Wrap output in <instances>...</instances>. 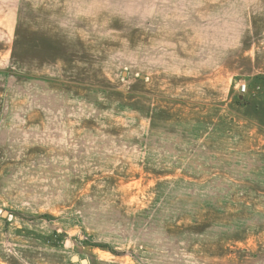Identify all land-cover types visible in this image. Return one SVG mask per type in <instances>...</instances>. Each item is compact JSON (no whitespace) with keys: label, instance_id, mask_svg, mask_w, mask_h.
<instances>
[{"label":"rangeland","instance_id":"rangeland-1","mask_svg":"<svg viewBox=\"0 0 264 264\" xmlns=\"http://www.w3.org/2000/svg\"><path fill=\"white\" fill-rule=\"evenodd\" d=\"M11 4L0 264H264V0Z\"/></svg>","mask_w":264,"mask_h":264},{"label":"crops","instance_id":"crops-1","mask_svg":"<svg viewBox=\"0 0 264 264\" xmlns=\"http://www.w3.org/2000/svg\"><path fill=\"white\" fill-rule=\"evenodd\" d=\"M11 1L14 0H0V24H5V31L0 33L3 35V37L0 36V39L5 40V37L7 39L6 42H10L13 33V30L10 29L11 24L15 23V20H13V17L15 16V9L13 4H11ZM14 28V27H13ZM12 30V32H11ZM7 33H9V35L7 36ZM10 45V44H9ZM260 45V44H259ZM258 45V43H256L255 45H251L250 44V54H251V70L254 72L253 75H251V79L247 78V83H249V86H251L253 84V80L252 79H264V48H261ZM259 47L261 49H259ZM8 69L7 66L5 67H0V76H3L5 73H8L9 71L6 70ZM240 82L242 81L241 79L239 80ZM238 81V82H239ZM236 86V85H235ZM240 95V94H239ZM244 96V95H243ZM240 97V96H239ZM237 99H239L238 97H236Z\"/></svg>","mask_w":264,"mask_h":264},{"label":"built area","instance_id":"built-area-1","mask_svg":"<svg viewBox=\"0 0 264 264\" xmlns=\"http://www.w3.org/2000/svg\"><path fill=\"white\" fill-rule=\"evenodd\" d=\"M235 89L241 95V94H245L247 90V86L244 82H240V83L238 82L236 83Z\"/></svg>","mask_w":264,"mask_h":264},{"label":"water","instance_id":"water-1","mask_svg":"<svg viewBox=\"0 0 264 264\" xmlns=\"http://www.w3.org/2000/svg\"><path fill=\"white\" fill-rule=\"evenodd\" d=\"M77 260V258L76 257H74L73 258V261H76ZM86 262L85 261H82V264H85Z\"/></svg>","mask_w":264,"mask_h":264}]
</instances>
